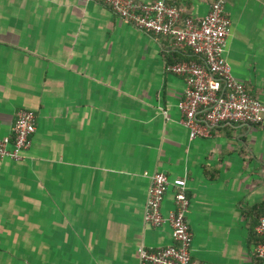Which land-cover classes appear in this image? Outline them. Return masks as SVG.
Returning a JSON list of instances; mask_svg holds the SVG:
<instances>
[{"label": "crops", "instance_id": "1", "mask_svg": "<svg viewBox=\"0 0 264 264\" xmlns=\"http://www.w3.org/2000/svg\"><path fill=\"white\" fill-rule=\"evenodd\" d=\"M165 1L198 20L216 0ZM225 9L227 60L264 102V0ZM196 59L96 0H0V138L21 110L37 116L24 158H0V264H142L140 247L173 243L168 223L144 220L160 171L187 179L196 261L262 264L264 125L192 139L186 79L167 67Z\"/></svg>", "mask_w": 264, "mask_h": 264}, {"label": "built area", "instance_id": "2", "mask_svg": "<svg viewBox=\"0 0 264 264\" xmlns=\"http://www.w3.org/2000/svg\"><path fill=\"white\" fill-rule=\"evenodd\" d=\"M110 6L114 12L141 30L171 37L176 46L187 47L196 60L177 62L167 67L169 72L185 77L186 90L179 108L184 116L181 123L189 128L192 139L209 137L212 129L228 123L264 125V102L251 94L238 79L226 57L227 40L232 21L226 0H216L201 19L186 16L183 10L165 0L142 3L139 0H96ZM33 110L18 113L11 137L0 138V158L22 160L32 144L37 129ZM176 187L175 208L163 211V202L170 185ZM191 204L187 179H171L165 172L152 176L144 212L146 223L160 227L168 223L173 243L156 248L142 246V264H204L192 254L193 231L187 213ZM256 232L263 238L256 254L264 264V215Z\"/></svg>", "mask_w": 264, "mask_h": 264}]
</instances>
